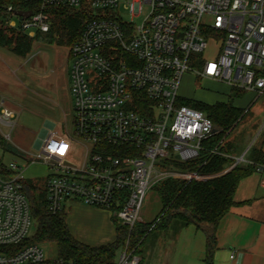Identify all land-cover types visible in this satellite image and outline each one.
<instances>
[{"label":"built area","instance_id":"obj_1","mask_svg":"<svg viewBox=\"0 0 264 264\" xmlns=\"http://www.w3.org/2000/svg\"><path fill=\"white\" fill-rule=\"evenodd\" d=\"M18 1L32 8L8 7L6 24L33 39L51 31L52 10L90 16L69 53L71 126L64 135L46 131L31 159L54 172L44 181L50 214L78 201L110 211L132 230L161 183L206 182L240 163L252 164L233 158V165L214 175L175 167V161L197 160L204 141L217 133L205 112L180 103L179 89L188 72L233 92L264 95V0ZM145 11L136 24L133 18ZM17 117L0 103V129H15ZM8 170V176L0 173V264H81L48 259L42 245L29 243L34 220L27 180L16 164ZM257 172L264 178L263 165ZM140 263L127 244L118 264Z\"/></svg>","mask_w":264,"mask_h":264},{"label":"trees","instance_id":"obj_2","mask_svg":"<svg viewBox=\"0 0 264 264\" xmlns=\"http://www.w3.org/2000/svg\"><path fill=\"white\" fill-rule=\"evenodd\" d=\"M8 7L15 10L32 7L18 0H0V48L9 49L19 58L27 57L33 50L34 41L43 37L59 46H72L80 38L83 26L90 18L86 12L70 9L52 10L51 31L47 34H38L33 39L20 28H10L6 24ZM238 95L240 93L236 96ZM180 103L188 105L183 101ZM190 106L205 112L216 126L217 133L204 141V150L197 160L188 163L175 161V167L179 171L200 170L206 175L219 174L235 163L232 156L241 151V144H238L240 139L235 141L228 139L249 111L237 107L232 100L218 102L215 105L192 103ZM137 110L143 112L144 109L139 105ZM1 140L0 135V143ZM213 151L216 152L212 153ZM246 159L252 164L240 163L229 173L206 182L167 180L161 183L154 189L161 203L159 216L151 223H138L132 230L113 217L117 238L113 243L101 247L87 246L73 237L67 224L66 211L58 215L48 212L44 182H27L33 220L37 225L36 234L29 243L40 245L54 243L59 257L81 264H115L118 252L127 247L129 238V247L137 255L139 246L155 230L167 231L173 224H177L180 231L191 226L201 230V224H207L211 226V232H206L204 262L213 264L217 226L236 205L234 198L239 183L257 172L259 165L264 166V151L251 148ZM0 173L4 176L11 174L2 162Z\"/></svg>","mask_w":264,"mask_h":264},{"label":"rangeland","instance_id":"obj_3","mask_svg":"<svg viewBox=\"0 0 264 264\" xmlns=\"http://www.w3.org/2000/svg\"><path fill=\"white\" fill-rule=\"evenodd\" d=\"M145 16L146 11L133 20L141 24ZM124 19L129 21L131 17L126 14ZM70 48L49 42L44 37L34 41L32 52L25 58L14 56L7 48H0V103L18 115L15 129H0V162L7 167L16 164L24 172L27 182L41 183L54 173L43 161L32 162L31 159L38 153L40 140L46 131L56 130L59 135H64L73 120ZM212 52L214 48L211 47L208 56ZM237 94L227 85L200 81L188 72L184 74L179 89V96L188 106L192 103L215 105L232 100L235 105L240 103L245 110H252L228 139H240L238 144L242 145L253 135L256 123L264 124V95ZM153 193L147 215H144L146 206L143 208L142 224L153 222L161 212L158 195L154 190ZM107 212L113 219V214ZM200 227L201 230L191 226L180 231L179 226L173 224L167 231L158 229L150 233L137 250L140 264H204V233L211 232V226L201 224ZM36 231L37 225L33 221L29 240ZM42 246L48 259L59 256L54 243ZM122 252H118L115 264L119 263Z\"/></svg>","mask_w":264,"mask_h":264},{"label":"crops","instance_id":"obj_4","mask_svg":"<svg viewBox=\"0 0 264 264\" xmlns=\"http://www.w3.org/2000/svg\"><path fill=\"white\" fill-rule=\"evenodd\" d=\"M236 106L245 109L240 103ZM246 111L250 112V110ZM253 117L256 116L253 114ZM254 127L253 135L246 139L241 145V151L234 154L233 158H248L250 149L254 147L264 151V124L256 123ZM246 161L249 160L246 159ZM153 194L151 191L148 195L144 215L148 213L147 208ZM234 199L236 205L222 218L215 232L216 249L213 264H264L263 174L255 172L243 179L239 183ZM157 200L160 203L159 197ZM66 213L69 230L81 243L90 247H101L116 240V228L107 210L88 207L78 201H70ZM204 235L205 260L207 233L205 232Z\"/></svg>","mask_w":264,"mask_h":264},{"label":"water","instance_id":"obj_5","mask_svg":"<svg viewBox=\"0 0 264 264\" xmlns=\"http://www.w3.org/2000/svg\"><path fill=\"white\" fill-rule=\"evenodd\" d=\"M15 14L22 17V18H29L31 16V12L30 11H15ZM217 131V130H216Z\"/></svg>","mask_w":264,"mask_h":264},{"label":"snow or ice","instance_id":"obj_6","mask_svg":"<svg viewBox=\"0 0 264 264\" xmlns=\"http://www.w3.org/2000/svg\"><path fill=\"white\" fill-rule=\"evenodd\" d=\"M61 151H63V149H61Z\"/></svg>","mask_w":264,"mask_h":264}]
</instances>
